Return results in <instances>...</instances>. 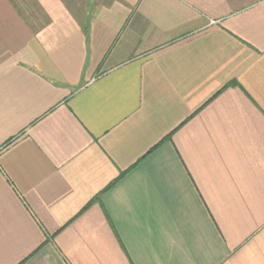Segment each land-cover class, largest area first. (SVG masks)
<instances>
[{"label": "crops", "instance_id": "1", "mask_svg": "<svg viewBox=\"0 0 264 264\" xmlns=\"http://www.w3.org/2000/svg\"><path fill=\"white\" fill-rule=\"evenodd\" d=\"M0 264H264V0H0Z\"/></svg>", "mask_w": 264, "mask_h": 264}]
</instances>
